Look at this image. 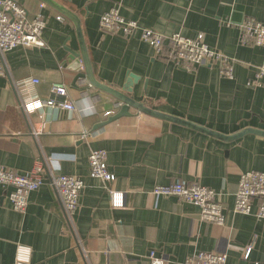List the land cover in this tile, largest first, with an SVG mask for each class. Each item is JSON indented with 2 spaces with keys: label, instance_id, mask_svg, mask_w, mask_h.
<instances>
[{
  "label": "crops",
  "instance_id": "0c3cea01",
  "mask_svg": "<svg viewBox=\"0 0 264 264\" xmlns=\"http://www.w3.org/2000/svg\"><path fill=\"white\" fill-rule=\"evenodd\" d=\"M14 1L30 18L44 5V46H19L1 57L0 165L26 175L39 161L45 181L28 194L22 213L11 207L12 188L0 185V264H14L17 245L31 249L30 264H150L151 251L164 264H183L198 251L225 253V264H264V219L255 215V202L249 215L233 210L240 173L264 172V137L247 133L226 142L132 108L131 116L94 129L118 111L117 100L83 79L73 83L76 71L65 63L67 48L80 52L73 23L40 0ZM52 1L79 19L97 81L154 111L225 136L247 128L264 131V77L250 86L264 66V48L242 45L240 27L228 23L246 17L264 25V0ZM113 7L164 35L202 34L211 49L236 60L233 79L219 77L215 67L182 71L138 36L101 31L99 18ZM130 75L132 91L126 93ZM54 83L66 87L75 111L42 107L27 113L26 103L46 99ZM84 132L88 136L82 138ZM97 149L106 151L112 183L90 176L87 157ZM50 173L83 181L72 214H66ZM179 178L216 193L222 226L202 221L193 204L151 195L154 187ZM109 190L121 194V206H113Z\"/></svg>",
  "mask_w": 264,
  "mask_h": 264
},
{
  "label": "built area",
  "instance_id": "2783aa9c",
  "mask_svg": "<svg viewBox=\"0 0 264 264\" xmlns=\"http://www.w3.org/2000/svg\"><path fill=\"white\" fill-rule=\"evenodd\" d=\"M40 10L33 17H29L26 9L14 0H0V76L4 75L1 57L4 53L23 47H43L42 32L45 27V17ZM58 21L63 18L58 16ZM240 27L241 44L244 46H258L264 48V25L251 19L243 18L239 22L232 20ZM99 28L108 34H120L126 38L138 36L139 39L152 48L157 57L169 61L178 69L185 72H195L199 67H215L219 77L233 79L236 60L211 49L204 41L202 34L185 37L179 33L164 35L152 29L141 28L136 21L125 19L116 7L101 14ZM264 77V66L257 69L250 81V86H258ZM33 84L38 83L32 80ZM42 107L62 108L70 113L75 111L74 104L68 99L66 87L61 83L50 86L46 99H33L26 103L24 110L33 113ZM82 138L88 133H82ZM89 173L92 178L106 183H112L115 176L107 168V154L103 149L90 150L88 154ZM48 180L61 199L66 214H72L79 205L80 192L84 183L81 179L69 175L49 174ZM45 181L44 166L37 162L26 174L15 173L0 165V185L10 187L8 198L14 211L22 213L28 204V194L39 189ZM113 206H121L120 193L109 190ZM151 195L175 197L185 203L198 208L199 218L215 225H223L224 215L221 203L216 193L198 182H188L179 178L169 185H159L152 189ZM255 202V215L264 219V172L247 171L239 175L238 189L235 194L234 212L249 215ZM251 247H247L242 258L247 260ZM150 264H164L162 258L155 257L154 251L149 253ZM226 254L215 251H198L187 257L183 264H225ZM31 249L25 245H17L14 254V264H30ZM259 264V263H255Z\"/></svg>",
  "mask_w": 264,
  "mask_h": 264
},
{
  "label": "water",
  "instance_id": "95a60500",
  "mask_svg": "<svg viewBox=\"0 0 264 264\" xmlns=\"http://www.w3.org/2000/svg\"><path fill=\"white\" fill-rule=\"evenodd\" d=\"M40 1L44 2L46 5L55 9L58 13L63 15L65 18L69 19L75 27V31H76V35H77V39H78V43H79V47H80V52L76 53V52L72 51L71 49L67 48L66 51L68 53V56H67V61L65 62L66 65H68V67L72 71H76V75L73 78V83H76L80 79H83L91 87H94L95 89H97V90H99L105 94H108L117 100L115 108L118 109V111L115 114L108 116L105 121L97 123L94 126V129L102 128L105 125H107L113 121H116L121 117L131 116L130 109L132 108V109L136 110L137 113H143L145 115H148V116H151V117H154L157 119H161L164 121H169V122H173V123H176L179 125H183V126L189 127L191 129H194L196 131H199L201 133H204L206 135L215 137L217 139H220V140H223L226 142L237 139V138H239V137H241L247 133H252V134H256V135L264 137V131H259V130L252 129V128L244 129L243 131H240V132H238L234 135H231V136H225V135H222L220 133L213 132V131L208 130L206 128H203V127H200L197 125H193V124H191V123H189L183 119L172 117V116L154 111V110L146 107L142 103H137L136 101H134L132 99L131 96L126 95L122 92H119V91L115 90L114 88L97 81L94 77V74H93V70H92L91 63H90V60H89V57L87 54L85 42L83 39V34L81 31L80 21L77 18V16L74 15L69 10H67L66 8L58 5L57 3H55L52 0H40ZM81 68H83L84 72H81ZM133 81H134V77H133V75H130L129 79L126 81L122 90L126 93H131Z\"/></svg>",
  "mask_w": 264,
  "mask_h": 264
}]
</instances>
